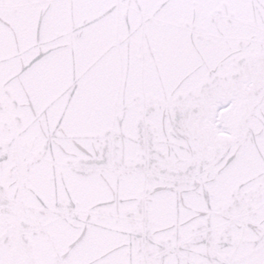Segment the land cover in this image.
Returning <instances> with one entry per match:
<instances>
[{"label": "snow or ice", "instance_id": "1", "mask_svg": "<svg viewBox=\"0 0 264 264\" xmlns=\"http://www.w3.org/2000/svg\"><path fill=\"white\" fill-rule=\"evenodd\" d=\"M0 264H264V0H0Z\"/></svg>", "mask_w": 264, "mask_h": 264}]
</instances>
